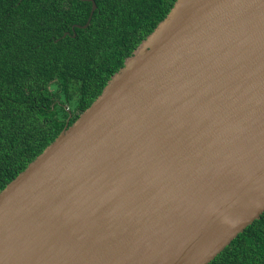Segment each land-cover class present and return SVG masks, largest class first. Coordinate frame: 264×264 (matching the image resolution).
<instances>
[{
	"label": "water",
	"instance_id": "water-1",
	"mask_svg": "<svg viewBox=\"0 0 264 264\" xmlns=\"http://www.w3.org/2000/svg\"><path fill=\"white\" fill-rule=\"evenodd\" d=\"M263 213L264 0H176L0 191V264H208Z\"/></svg>",
	"mask_w": 264,
	"mask_h": 264
},
{
	"label": "trees",
	"instance_id": "trees-1",
	"mask_svg": "<svg viewBox=\"0 0 264 264\" xmlns=\"http://www.w3.org/2000/svg\"><path fill=\"white\" fill-rule=\"evenodd\" d=\"M95 1L88 26L73 29L92 1L0 0V191L97 98L176 0ZM208 264H264V213Z\"/></svg>",
	"mask_w": 264,
	"mask_h": 264
}]
</instances>
